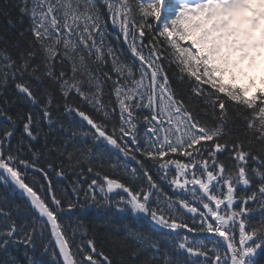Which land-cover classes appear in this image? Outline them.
<instances>
[{
    "label": "snow or ice",
    "instance_id": "1",
    "mask_svg": "<svg viewBox=\"0 0 264 264\" xmlns=\"http://www.w3.org/2000/svg\"><path fill=\"white\" fill-rule=\"evenodd\" d=\"M102 4L103 10L97 0H18L14 7L19 11L21 23L25 16L29 18L28 32L31 39L28 47L18 53L19 62L7 52L0 51V83H7L9 77L16 80L18 75L21 79L28 75L41 83L47 78L64 98L65 110L69 114L75 112L94 130L92 134L96 139L102 138L140 166L149 189H157L158 185L136 153L159 163L161 170L175 165L176 175L170 183L180 189L192 184L194 197L202 204V209L192 206L185 199H180L178 203L181 208L193 214L194 220L199 215L200 224L197 226L193 223L189 226L184 221L177 222L172 203H168L165 209L159 206L158 200L157 207H149L150 191L143 187L139 191L134 190L107 175L102 178L103 184L92 179L85 190L86 199L88 193L95 192L97 188L100 193H105V185L107 192L114 188L122 189L127 193V200L121 197L126 205L121 211H130L135 216L143 214L163 229L206 231L226 242L224 254L221 255L219 249L223 246L219 241L212 248H207L199 243L193 245L185 237L176 247L184 250L189 259L196 257L191 260V264H251L247 258L256 248L264 245V221L251 231L245 223H239L238 243L235 235L230 237L229 232L234 233L236 218H242L245 213L253 211L252 208L245 207L249 201H256L259 196L262 201L260 206L264 208V171L253 168L251 171L260 180L258 191L246 194L239 210H233L236 185L249 186L252 182L248 175L247 160L249 157L252 160H264V87L256 88L249 95L254 87V78L249 76V72L257 67L258 59L264 60V0H174L171 5L168 0H150L148 3L144 0H102ZM105 11L113 26L119 27L124 42L128 43L131 37L129 49L135 58L132 65L123 63L115 54L114 48L104 43ZM153 21L156 22L155 26ZM8 23L13 26L11 19ZM20 35L23 36L24 32ZM145 50L147 55L144 54ZM106 57L111 59V67L108 71H102L99 62L106 64ZM136 61L139 62L138 67H135ZM165 62L169 67L175 65L178 69L179 82L183 83L187 78L191 90L187 103L172 88ZM57 64L61 66L59 74L55 71ZM93 65H96L95 69ZM261 72L260 84L264 85V69ZM104 79L112 81L115 107H112L111 101L108 104L104 102ZM193 79L195 83H192ZM85 83L88 85L87 91L83 87ZM15 87L31 105H41L42 115L37 113L34 118L29 111L23 124V133L31 140H36L39 133L34 134L32 125L39 128L41 119L50 125L52 123V93L45 88V99L42 102L41 97L34 93L27 82H17ZM73 92L98 114H102L105 120L112 119L118 108V131L121 135L116 136L115 124L114 131L109 134L104 123L98 122L80 107L69 104L68 97ZM194 98H198V103L203 105L201 111L205 116L211 117V123L207 120L201 122L196 105L192 103ZM229 103L238 115L243 116L249 146L247 149L244 141L237 137L233 143L231 134L225 131L230 118ZM109 107H112V112ZM141 108L151 112L150 118L144 117L149 124L146 135L151 134L148 138L150 144L144 148L139 146L135 123V110ZM0 115H4L2 110ZM8 119L12 120L11 117ZM160 133L164 134L162 138ZM12 134V130H6L4 138H10ZM72 136H76L75 131ZM125 137L130 138V141L125 140ZM2 144L3 140H0V146ZM129 144L136 147L131 148ZM229 144L233 161L231 170L224 163L217 162L216 155L228 150ZM256 145L259 147L255 148ZM202 149L208 152L211 168L209 159H195L196 156H202ZM254 150L262 155H253ZM29 151H32L31 148ZM169 153L188 157L190 162L184 163L171 158L165 160ZM68 158L71 160L73 154L68 153ZM38 159L37 151H32L31 159H22L11 153L4 157L0 152V180L7 183L10 178L11 183L21 191L31 206V219L21 224L11 220L10 212L0 207V217L4 218L7 225L0 229V251L7 253L10 247L23 245L26 250L34 253L39 239L41 253L51 257L48 264H61V259L62 264H112L107 255L97 252L93 239L87 240L86 247L79 246L78 252L71 250L70 240L60 222V216L65 211V200L62 195L57 194L50 175L51 171H55L57 177H63L64 172L62 169H54L51 164L47 168L41 167L36 163ZM197 165L203 169L200 175L197 176L193 171L191 180L185 178L181 182L188 170ZM20 166L25 171L33 170L34 184L25 182ZM88 172H93V169L89 167ZM100 175L96 172L97 177ZM131 175L133 178L137 177L135 168L131 170ZM164 178H167V173ZM221 182L222 186L217 188ZM35 184H39V191ZM196 185L202 195L197 193ZM213 189L222 193L223 198L216 195ZM40 192L45 195H40ZM72 192L79 195L75 184ZM213 204L215 207H212ZM225 204V214L221 215L219 210ZM74 208L75 202L69 201L67 210L70 212ZM209 217L215 223L209 222ZM72 231L75 235L78 227H73ZM126 239L140 244L141 248L145 246V240L139 234L129 233ZM256 240L261 243H256ZM147 247L159 251L154 242H149ZM141 248L133 251V257ZM79 254L82 256L78 258ZM201 257L205 259L201 260ZM27 261L28 264H38L32 256L27 257ZM0 264H16V259L9 257ZM164 264H173L167 254ZM174 264L181 262L176 260Z\"/></svg>",
    "mask_w": 264,
    "mask_h": 264
},
{
    "label": "trees",
    "instance_id": "2",
    "mask_svg": "<svg viewBox=\"0 0 264 264\" xmlns=\"http://www.w3.org/2000/svg\"><path fill=\"white\" fill-rule=\"evenodd\" d=\"M17 2L18 0H0V51L7 52L14 59H17V62H19L18 53L28 47V41L31 39V35L30 32H28L30 27L29 18L25 16L23 18V22H20L19 11L16 7H14ZM97 2L100 3L103 10L104 6L102 4V0H97ZM134 2H138V0H134ZM6 4L7 7H5ZM106 17L107 14L105 11L106 36L104 43L110 44L113 48L116 46L117 49L115 50V54L120 57L123 63L127 64L133 62L134 59L131 60L127 48L125 49V45L122 40L120 38H115L114 33L109 28L108 19ZM9 19L13 22V26H9ZM137 19H139L138 16ZM22 31L24 32L23 36L20 35ZM145 43H147V38H145ZM17 45H19V47H17ZM92 59L94 60L95 57ZM106 60V64L99 62L102 71H108L111 67V59L106 57ZM60 67L61 66L59 64L56 65L55 71L57 74H59ZM95 67L96 65H93L94 69ZM165 67L168 68V75L172 88L176 91L178 96L187 103L191 91L187 78H185V81L181 83L178 80L179 72L175 65L169 67L167 62H165ZM65 68H67V65H65ZM113 79H115V74H113ZM17 82H27L28 86L34 91V93L41 97L42 102L45 99L43 97L45 88L49 89L53 96V101L50 106L52 118L51 125L43 119L40 120L39 128H37L35 124L32 125L34 134L39 133L36 140H31L23 133V124L29 111L32 112L34 118L37 113L42 115L40 112L41 105L34 107L30 106L29 102H27L22 94L16 89L15 84ZM102 83L105 104H108V102L111 101L112 107H115V96L112 94V81L109 83L104 79ZM192 83H195L194 79L192 80ZM83 87L86 91L88 90L87 83H85ZM64 103V98L60 95L57 87L52 85L47 78H45L41 83L28 75H25L22 79L18 75L16 80L9 77L7 83H0V110L4 112V115H0V140H3V144L0 146L3 148V151L0 149V152L3 153L4 157H7L9 153H11L13 156H17L22 159H31L32 151H37L39 159L36 163L39 166L47 168L48 164H51L54 169L63 170L64 176L60 177V179L64 180L63 184L58 185L60 180H54L53 183L54 186H56L55 188L57 190V194L62 195L65 200V211L60 216V222L62 223L70 240L71 250L73 252H78L79 246L81 245L86 247L87 240L93 239L97 252H103L107 255L111 259L112 264H146V262H148V264H164L165 254H167L168 259L173 262V264L176 260H179L181 264H191V260H195L196 257L189 259L188 254L184 250H180L176 247L179 242L184 241V238L187 237V241L189 243L193 245L199 243L207 248H212L214 243L219 241L223 246L219 249V251L221 252V255L224 254L226 242L223 241L222 238L215 236L214 233H208L206 231L188 232L183 228L176 229L174 231L163 229L155 225L151 221L150 217L145 218L143 214L135 216L130 211H121L120 209L125 208L126 205L122 200L121 202L118 201V195L114 192H119V195H122L124 200H127V193H124L122 189L114 188L111 192H107V186L105 185L107 199H105V193H100L98 188L95 192H89L88 198L86 199L85 190L88 189V185L91 183L92 179H97L99 183L103 184L102 178L104 175H107L109 178L117 179L119 182L133 188L134 190L139 191L141 187H143L144 190L150 191V201L156 200L155 198H158L157 194L160 192L164 193L165 201L163 202L161 200L159 206L167 209L168 203H172L176 210L174 215L177 222L184 221L188 223L189 226H192L193 223L197 226L200 224L199 215H196L194 220L193 214L187 212L186 209L181 208L178 203L180 199H185L189 201L192 206L202 209V204H200L194 197L192 184H188L184 189H180L170 183V181L175 177L174 175H176L175 165H172L171 171L173 175L167 174V178H164L165 174H163L159 168V163L153 162L151 159L141 156L140 153H136V155L141 157L145 168L149 171L153 181L158 185L157 189H149L147 179L143 177L141 173L137 174L136 178H133L130 172H110V164H106L100 159V155L102 154L98 151L94 154V156H98L94 161L98 163L99 166L96 167L86 165L85 161L89 159L88 155H84L81 150H79L82 145L72 136V132H76L75 129H79L81 118L77 116L75 112L69 114L65 110ZM68 103L80 107L95 120L104 123L109 134L114 131L113 125L115 124L117 126L115 129L116 136L119 137L121 135L118 131L120 121L117 120V118V121L114 122L105 120L102 114H98L92 106L82 101L78 96H75L74 92L68 97ZM192 103L196 105V111L199 113L201 122L203 123L207 120L211 123V117L205 116L201 111L203 105L198 103V98H194ZM112 107H109L110 112H112ZM118 111V108H116V111L113 114L117 116ZM141 111H144V109L141 108L135 110V116L138 117V119H141ZM210 111L211 109L209 108V112ZM218 111L219 109H217V112ZM228 113L230 118L225 125V131L231 134L233 143L236 141L237 137H239L241 141H244V146L247 149L249 146L245 136V122L243 116L237 114V111L231 103L228 105ZM8 117H11L12 120H9ZM13 121H15V123H13ZM135 123L139 146L144 148L148 146L149 143H146L147 139L143 138V132H139L141 124L137 121H135ZM6 130H12L13 134L10 138H4V132ZM221 142H223V138L221 139ZM208 144L210 145L211 142H208ZM258 147V145L255 146V148ZM29 148H31L32 151H29ZM55 149L60 150L57 151ZM61 151H63V155H61ZM68 153L73 154V158L71 160L68 158ZM252 154L257 155L258 157L262 155L256 150H254ZM216 155L217 162L224 163L226 168L229 170L233 168L231 144H229L228 150L219 152ZM45 157L51 159V161H45ZM169 158L179 159L184 163L190 162L188 157L177 154L169 153L168 156L165 157V160ZM202 158L209 159L206 149H202V156L195 157L197 160ZM77 161H79V164H77ZM16 164H19V160L16 161ZM209 166L211 168V159H209ZM89 167L93 169V172H88ZM247 167L249 169L248 175L252 178V182L249 186L239 184L236 185L233 200V210L235 211L239 210L246 194L250 195L252 191H258L260 180L259 177L251 171V169L259 168L261 171H264V160L259 158L257 160H252L251 157H249L247 160ZM20 170L26 174H23V176L29 178L28 180L30 181H28V183L31 184L33 182L31 177L33 175V170L29 169L25 171L23 166H20ZM136 170L137 172L140 171L143 173L140 166H137ZM193 171H195L196 175L199 176L203 169L200 165H197L194 169H189L186 177L181 178V182L185 178L191 180L193 178ZM96 172L101 174L100 177L96 176ZM50 174L56 176L55 171H51ZM36 175L39 174L37 173ZM56 178L59 179L57 176ZM204 178L206 179V176ZM213 183L215 184L216 182L214 181ZM74 184L79 189V195L73 194L72 192V186ZM34 186L36 190L39 191V184H35ZM221 186L222 182L217 185V188H220ZM195 188L197 189V193L202 195L199 193V186L196 185ZM213 191L216 195L223 198L222 193L216 191L215 189H213ZM224 192H226V188H224ZM40 195L43 196L45 193L40 192ZM69 201L75 202V208L70 212L67 210V203ZM261 203L262 201L259 196L256 201H249L245 207H250L253 211L245 213L242 218H236L234 233L229 232V236L231 237L234 234L237 243L239 241V223H245L246 227L249 231H251L252 228L257 227L262 221H264V208L260 206ZM157 206V201L149 204V207ZM212 207H215V205L213 204ZM225 207L226 204L221 205V209L219 210L221 215L225 214ZM23 208L24 207L20 209ZM21 212L22 211L16 212L14 210L11 212V216L17 224L25 223L31 219L30 216L28 219L23 220ZM208 219L209 222L215 223L211 217ZM6 226L7 225L4 224L1 228H5ZM73 227H78V231L75 235L72 231ZM129 233L139 234L141 238H144L145 246L141 248L140 244L131 239H126ZM45 239H47V237H45ZM256 241V243H261L260 240ZM149 242L156 243L159 251H155L154 249L147 247ZM36 243L37 249L34 253L31 252V250H26L23 245L19 247H10L12 250H9L8 253L0 251V262L8 260L9 257H14L16 259V264H28L27 257L32 256L38 264H48L51 257L45 256L41 253V241L39 239H37ZM137 248H141V250L135 257H133L132 253ZM79 256H82V254H79L78 258ZM200 259L203 260L205 258L201 257ZM247 259H250L251 264H264V245L256 248L255 252Z\"/></svg>",
    "mask_w": 264,
    "mask_h": 264
},
{
    "label": "rangeland",
    "instance_id": "3",
    "mask_svg": "<svg viewBox=\"0 0 264 264\" xmlns=\"http://www.w3.org/2000/svg\"><path fill=\"white\" fill-rule=\"evenodd\" d=\"M261 69H264V60L258 59L257 67L249 72V76L254 78V87L249 92V95H251L256 88L264 87V85L260 84V77L262 75Z\"/></svg>",
    "mask_w": 264,
    "mask_h": 264
}]
</instances>
